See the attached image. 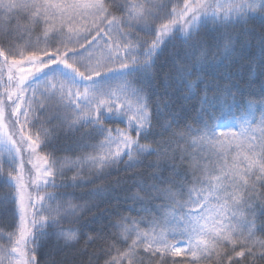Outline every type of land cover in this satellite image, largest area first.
Wrapping results in <instances>:
<instances>
[{
	"label": "snow or ice",
	"instance_id": "1",
	"mask_svg": "<svg viewBox=\"0 0 264 264\" xmlns=\"http://www.w3.org/2000/svg\"><path fill=\"white\" fill-rule=\"evenodd\" d=\"M0 264H264V0H0Z\"/></svg>",
	"mask_w": 264,
	"mask_h": 264
},
{
	"label": "trees",
	"instance_id": "2",
	"mask_svg": "<svg viewBox=\"0 0 264 264\" xmlns=\"http://www.w3.org/2000/svg\"><path fill=\"white\" fill-rule=\"evenodd\" d=\"M256 27H257V29H258L259 26L257 25ZM162 59H164V58H162ZM165 70H166V69H165ZM257 87H258V85H257Z\"/></svg>",
	"mask_w": 264,
	"mask_h": 264
}]
</instances>
